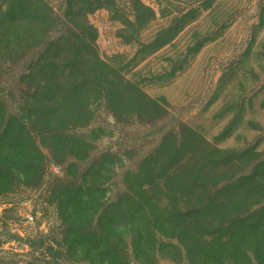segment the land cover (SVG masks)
Listing matches in <instances>:
<instances>
[{
	"label": "rangeland",
	"instance_id": "1",
	"mask_svg": "<svg viewBox=\"0 0 264 264\" xmlns=\"http://www.w3.org/2000/svg\"><path fill=\"white\" fill-rule=\"evenodd\" d=\"M45 2L0 0V103L44 137L0 187V264H102L105 240L115 264H264V0ZM125 182L168 237L137 241ZM67 214L76 251L51 258Z\"/></svg>",
	"mask_w": 264,
	"mask_h": 264
},
{
	"label": "trees",
	"instance_id": "2",
	"mask_svg": "<svg viewBox=\"0 0 264 264\" xmlns=\"http://www.w3.org/2000/svg\"><path fill=\"white\" fill-rule=\"evenodd\" d=\"M27 4L30 2L29 0H26ZM41 7L40 8H33L32 4L30 5L29 12L32 14H37L39 16L51 18V15L49 14V6L45 2V0H40ZM25 6V5H24ZM12 13L11 9H9L6 13L2 14L0 17V28L6 24V22L9 20L8 15ZM31 33L28 35L31 37ZM3 36L0 32V37ZM48 42H53L50 41ZM53 40V39H52ZM60 41V39H57ZM47 42V43H48ZM46 43V44H47ZM39 51L44 54L46 52V47H43V44H40ZM0 109V187L4 189V192L7 191V189L11 185V180L13 174H17L19 177H24V174L27 170L30 168H26L30 166L33 168L35 166V162L37 161V164L41 163L39 157L43 155V151L41 150L40 144H42V140L44 137L39 133L41 131L39 130H31L28 126V122L31 118L27 117V119L21 118L20 114L18 112L16 113H7L2 108L3 105H1ZM16 125V126H15ZM50 139L57 138L54 135V131L49 133ZM58 137H61V134L58 135ZM76 137V136H75ZM47 138V137H46ZM78 140H83L85 142L84 136H78L76 137ZM10 163V168H7L6 164L8 162ZM40 161V162H38ZM17 167L15 170V173L11 172L12 166ZM126 189L125 193H131L129 197L131 198L134 203L130 204L127 203V207L125 208V215L129 217L130 214L135 212L134 209H137L139 206L142 211V220L140 221V230L137 236V241H140L142 238H146V235L149 230L154 232L156 237H168L165 234H163L158 227L155 225L160 224V219H158V216H154L153 211L154 208H163L162 206H165L164 201L153 202L151 198L152 193V187H149L148 183H142L139 185L138 190L136 192H133L130 188V185L128 182H125ZM73 197V198H71ZM68 197L65 200V206L64 209H73L77 212V209H79L80 204L83 202V196L75 194L74 196ZM136 200V201H135ZM167 208V205L165 206ZM146 215V216H145ZM150 216L149 217H147ZM65 217V216H64ZM63 217V219H64ZM77 217V216H75ZM72 217L68 214L66 215V219L69 220V222L65 225V230L62 232V237L64 239L59 240L55 239L53 240V244L60 247V250H56L55 246H52V244H48L45 246V252H47L48 256L51 258L58 259L59 256H70L73 255L76 251V239L75 235L73 234V226H75L74 220L71 221ZM99 219L96 220V218H93L92 225L89 226V228L94 233V238L98 237V240H104L107 236V233L102 230V225L99 223ZM98 221V222H97ZM152 221V222H151ZM152 225V226H151ZM72 229V230H70ZM72 233V234H71ZM78 234V233H76ZM169 238H174L175 241L182 244L180 236H170ZM107 240L103 241L104 247L103 248H97L98 249V255L104 263L102 264H115V261H108L104 260L108 253L110 252V248L105 247V242ZM142 243V241H141ZM184 245V244H183ZM44 246V245H43ZM140 246V244H139ZM160 250V248H159ZM158 250V251H159ZM100 261V260H99Z\"/></svg>",
	"mask_w": 264,
	"mask_h": 264
}]
</instances>
